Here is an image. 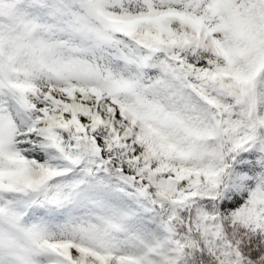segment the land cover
Segmentation results:
<instances>
[{"label": "snow or ice", "instance_id": "1", "mask_svg": "<svg viewBox=\"0 0 264 264\" xmlns=\"http://www.w3.org/2000/svg\"><path fill=\"white\" fill-rule=\"evenodd\" d=\"M0 264H264V0H0Z\"/></svg>", "mask_w": 264, "mask_h": 264}]
</instances>
